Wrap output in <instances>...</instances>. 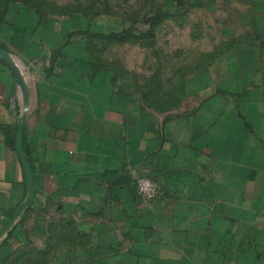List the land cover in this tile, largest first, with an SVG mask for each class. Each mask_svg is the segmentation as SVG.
<instances>
[{
  "label": "crops",
  "instance_id": "obj_1",
  "mask_svg": "<svg viewBox=\"0 0 264 264\" xmlns=\"http://www.w3.org/2000/svg\"><path fill=\"white\" fill-rule=\"evenodd\" d=\"M251 23L208 67L167 78V95L180 92L168 107L149 100L159 88L145 91L142 77L129 82L111 66L65 61L73 32L61 31L48 54L31 50L25 29L0 33V49L12 56L18 47L23 62L14 68L0 57V264L37 248L50 264L80 261L77 242L63 240L68 227L93 246L111 245L112 230H122L129 239L118 245L151 246L136 260L264 264V28ZM21 121L36 194L11 223L28 196L16 151ZM144 176L157 198L138 193ZM33 213L43 217L38 226Z\"/></svg>",
  "mask_w": 264,
  "mask_h": 264
},
{
  "label": "rangeland",
  "instance_id": "obj_2",
  "mask_svg": "<svg viewBox=\"0 0 264 264\" xmlns=\"http://www.w3.org/2000/svg\"><path fill=\"white\" fill-rule=\"evenodd\" d=\"M0 1L1 34L13 27L25 29L27 39L28 35L31 37V50L38 48L48 54V50L62 40L61 31L73 32V35L75 31L85 32L68 40V44L73 45L64 60H90L111 66L114 77L129 82L142 77L150 83L144 86L145 91L152 92L150 90L159 88L152 92L154 94L149 100L160 107L177 103L168 100L173 95H167V78H187L198 71L199 68L195 67L199 62L204 64L202 68L208 67L215 61L219 50L230 45L232 35L243 40L248 32L255 29L252 21L255 22L257 33L258 30L263 32L264 28V0ZM122 33H126L123 39L106 38L111 34ZM73 47L76 48L75 53ZM18 52V47H14L11 54L16 65L23 66ZM37 57L35 59L40 61L47 60L45 55ZM151 82L156 84L152 86ZM174 85L178 93L181 86L179 83ZM126 86L135 88L133 84ZM158 92L163 95L157 97ZM179 94L173 97L177 98ZM29 218L38 226L43 217L33 213ZM75 231L69 227L64 229L63 240L77 242L80 258L83 259L78 262L64 261L62 264H167L136 260L141 256H150L145 249H151V246L118 245L120 237L129 239L126 235L121 236L122 230H112L111 245L94 246L84 235L71 238ZM10 239H13L12 235L5 242ZM38 249L33 253H24V260L9 255L4 264H50L51 255L41 254ZM92 252L96 260L87 261L86 255Z\"/></svg>",
  "mask_w": 264,
  "mask_h": 264
},
{
  "label": "water",
  "instance_id": "obj_3",
  "mask_svg": "<svg viewBox=\"0 0 264 264\" xmlns=\"http://www.w3.org/2000/svg\"><path fill=\"white\" fill-rule=\"evenodd\" d=\"M0 57H2L4 60H6L11 66L16 68V64L12 56L9 54V52L0 49ZM18 72V71H17ZM23 136H24V124L23 121L20 122L19 125V132L17 135V142H16V151L18 153V156L22 162L26 179H27V184H28V196L25 200V202L19 206V208L16 210L13 219L11 220V223L15 221L20 215L27 210L34 202L35 194H36V188H35V182H34V177L33 173L29 164V161L24 153L23 150Z\"/></svg>",
  "mask_w": 264,
  "mask_h": 264
},
{
  "label": "built area",
  "instance_id": "obj_4",
  "mask_svg": "<svg viewBox=\"0 0 264 264\" xmlns=\"http://www.w3.org/2000/svg\"><path fill=\"white\" fill-rule=\"evenodd\" d=\"M138 193L149 199L157 198L159 195V187L156 182L149 177H139L136 182Z\"/></svg>",
  "mask_w": 264,
  "mask_h": 264
},
{
  "label": "trees",
  "instance_id": "obj_5",
  "mask_svg": "<svg viewBox=\"0 0 264 264\" xmlns=\"http://www.w3.org/2000/svg\"><path fill=\"white\" fill-rule=\"evenodd\" d=\"M85 34V32H76L74 35H83ZM72 33L68 35V39H71L74 36ZM101 37H103L102 35H100ZM126 33H122V34H111L109 36H107V39H112V38H117V39H123L125 38ZM130 37V36H129ZM56 58V55L53 56V59ZM12 144L15 145V141H12Z\"/></svg>",
  "mask_w": 264,
  "mask_h": 264
}]
</instances>
